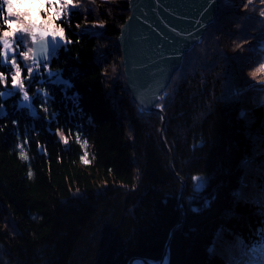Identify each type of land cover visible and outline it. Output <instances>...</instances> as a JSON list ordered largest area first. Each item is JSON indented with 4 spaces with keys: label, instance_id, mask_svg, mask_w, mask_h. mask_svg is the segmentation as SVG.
<instances>
[{
    "label": "trees",
    "instance_id": "trees-1",
    "mask_svg": "<svg viewBox=\"0 0 264 264\" xmlns=\"http://www.w3.org/2000/svg\"><path fill=\"white\" fill-rule=\"evenodd\" d=\"M73 4L57 21L71 42L46 64L22 63L20 33L18 68L0 55V264H127L167 244L168 264H264V0H222L184 57L161 99L170 154L160 113L127 87L129 0Z\"/></svg>",
    "mask_w": 264,
    "mask_h": 264
},
{
    "label": "water",
    "instance_id": "water-1",
    "mask_svg": "<svg viewBox=\"0 0 264 264\" xmlns=\"http://www.w3.org/2000/svg\"><path fill=\"white\" fill-rule=\"evenodd\" d=\"M221 1L129 0L130 15L118 36L127 87L139 108L162 114V127L165 113L157 103L180 69L185 54L203 39L209 24L217 21ZM60 46L58 38H39L34 42V57L45 63L50 52ZM166 148L170 154L167 144ZM167 251L168 244L160 260L134 256L128 264H167Z\"/></svg>",
    "mask_w": 264,
    "mask_h": 264
},
{
    "label": "snow or ice",
    "instance_id": "snow-or-ice-1",
    "mask_svg": "<svg viewBox=\"0 0 264 264\" xmlns=\"http://www.w3.org/2000/svg\"><path fill=\"white\" fill-rule=\"evenodd\" d=\"M73 7V0H14L13 4L9 6V12L14 13L18 19L9 20L5 18L4 27L0 30V40L4 44L0 55H6L7 51L11 50L10 40L15 37L17 32H30L33 39L39 35L41 38L50 36L54 40L59 38L62 41H66L65 29L61 25H58L57 21L62 19L65 9ZM70 42L66 41V43ZM22 56L27 57L28 53H22ZM11 63L18 68L15 59ZM257 71H264V65ZM7 79L6 74L0 73V85L6 84ZM11 82L13 87L22 85V74H14ZM161 99L163 98L161 97ZM57 135H60L59 130H57ZM63 142L65 144L69 142L67 135L63 136ZM86 147L87 142L85 141L82 144V148L85 151L81 159L85 165H88L90 161Z\"/></svg>",
    "mask_w": 264,
    "mask_h": 264
},
{
    "label": "rangeland",
    "instance_id": "rangeland-1",
    "mask_svg": "<svg viewBox=\"0 0 264 264\" xmlns=\"http://www.w3.org/2000/svg\"><path fill=\"white\" fill-rule=\"evenodd\" d=\"M11 4H13V3H11ZM11 4H9L8 5V7H7V9H8V11H7V13H8V15L10 14V16L12 15V17H8V16H6L7 14H4V18H3V20H5V18H7V19H9V20H13V19H18V17H13V14L14 13H11V12H9V6L11 5ZM238 14V13H237ZM233 10H231L230 12H228V15L227 16H229V17H235L236 15H237ZM233 21L235 20V21H237V18H231ZM21 34V37L22 38H24L26 41H27V45L23 48L25 51H21L22 53H28V56L26 57L27 59L26 60H23L22 58H23V56H20V53L18 54L19 55V57H20V59H21V61H22V63H24V62H26V64L28 65V63H29V61H30V63L32 64V65H36L35 67H39V65H42V64H46L47 63V61L49 60V58H51V56H52V54L53 53H55V52H50V57L48 58V60L45 62V63H40L35 57H34V42L36 41V40H38L39 38H41V36H39V35H37L36 36V38L35 39H33V37H32V35H31V33L30 32H17L16 34ZM59 39V38H58ZM60 40V39H59ZM1 43H2V48H4V44H3V41L1 40ZM10 44H11V50H9V51H7V54L6 55H3L2 56V60H4V62L5 63H8V65L10 66V67H14L15 69H16V66L15 65H13L12 63H11V61L13 60V59H15V46H20V44L19 43H17L16 41H14V37L10 40ZM105 45H107V42L105 41ZM62 46V45H61ZM61 46H60V48H61ZM22 57V58H21ZM122 62H123V59H122ZM18 64V63H17ZM108 66L109 67H111V64L109 65L108 64ZM178 72V71H177ZM250 73H251V71H249L248 72V74L250 75ZM175 76V75H174ZM172 82V81H171ZM171 84V83H170ZM169 84V85H170ZM169 87V86H168ZM168 87H167V89H168ZM15 90H19L20 91V93L22 94V97H23V102H21V103H24L26 106H29L30 108L32 107V103H31V98H30V96L27 94V92L25 91V89L23 88V86L22 85H20V86H17V87H13ZM167 89H166V91H165V93L163 94V95H161V97L163 98V97H165L166 96V93H167ZM133 99V98H132ZM134 100V99H133ZM135 101V100H134ZM157 106H160L162 109H163V106H162V103H161V98H160V101L157 103ZM139 107V106H138ZM141 109V108H140ZM142 110H144V109H142ZM146 111V110H145ZM163 111H164V109H163ZM148 112H151V111H148ZM158 112V111H157ZM158 113H160V112H158ZM164 113H165V111H164ZM160 115H161V118L163 119V117H162V114L160 113ZM165 120H166V114H165ZM165 122V121H164ZM162 124H163V121H162ZM125 125H126V132H127V134H128V136L130 137V135H129V124L128 123H125ZM163 127H164V125H163ZM163 127L161 126V128H160V132H161V129H163ZM163 132V131H162ZM183 181V180H182ZM182 183V182H181ZM183 183H184V185L182 184V186L184 187L185 186V182L183 181ZM196 187H199V185L198 186H196ZM180 196L181 195H179V201H180V203H181V199H180ZM183 215V214H182ZM182 218H184V217H182ZM222 247V246H221ZM166 248V247H165ZM233 248V247H232ZM223 249V256H225V258L226 257H228L229 255H230V253H231V251H230V248L229 247H224V248H222ZM164 252H165V250H164ZM166 255H167V252H166ZM138 257H140V256H138ZM132 258V257H131ZM147 258V257H146ZM150 259V258H149ZM130 260V259H129ZM128 260V261H129ZM153 260H155V259H153ZM160 260V259H159ZM155 261H158V260H155ZM127 264H128V262H127ZM142 264H146V263H142ZM168 264V263H167Z\"/></svg>",
    "mask_w": 264,
    "mask_h": 264
},
{
    "label": "bare ground",
    "instance_id": "bare-ground-1",
    "mask_svg": "<svg viewBox=\"0 0 264 264\" xmlns=\"http://www.w3.org/2000/svg\"><path fill=\"white\" fill-rule=\"evenodd\" d=\"M221 4H222V1H221ZM220 7H221V5H220ZM220 7H219V9H218V18H219ZM217 20H218V19H217ZM213 23H215V22H213ZM213 23H210L209 26H208V28H209L210 25H212ZM208 28H207V30H208ZM206 33H207V31H206ZM206 33H205V35H206ZM205 35H204V37H205ZM204 37H203V38H204ZM201 40H202V39H201ZM201 40H200L199 42H201ZM199 42H198V43H199ZM60 43H61V45H62V41H61V40H60ZM118 43H119V42H118ZM198 43H196V45H197ZM119 45H120V44H119ZM196 45H195V46H196ZM195 46H193V47H195ZM120 47H121V46H120ZM193 47H192V48H193ZM192 48H191V49H192ZM58 49H59V48H58ZM58 49H57V50H58ZM191 49H190V50H191ZM190 50H189V51H190ZM189 51H188V52H189ZM121 52H122V50H121ZM188 52H187V53H188ZM187 53H186V54H187ZM186 54H185V56H186ZM185 56H184V57H185ZM49 59H50V58H49ZM183 60H184V58H183ZM182 63H183V62H182ZM123 66H124V64H123ZM181 66H182V65H181ZM180 68H181V67H180ZM124 73H125V68H124ZM176 73H177V72H176ZM176 73H175V74H176ZM58 77H59V78H58ZM58 77H56V81H57L58 83H62V82L64 81V79H63L62 77H60V76H58ZM57 78H58V79H57ZM125 79H126V75H125ZM172 80H173V78H172ZM126 83H127V80H126ZM127 86H128V85H127ZM128 90H129V89H128ZM130 93H131V92H130ZM250 99H251V97H250ZM250 101H251V103L253 102L252 99H251ZM162 121H163V119H162ZM165 260L168 261V259H167V255H166V259H165ZM166 261H165V262H166ZM134 264H137V262H135Z\"/></svg>",
    "mask_w": 264,
    "mask_h": 264
},
{
    "label": "clouds",
    "instance_id": "clouds-1",
    "mask_svg": "<svg viewBox=\"0 0 264 264\" xmlns=\"http://www.w3.org/2000/svg\"><path fill=\"white\" fill-rule=\"evenodd\" d=\"M60 138H61V140H63V136H61ZM20 158H21L22 160H24V159H27V156H26V154H23V153H22ZM28 175H29V178H31L33 174H32L31 171H29Z\"/></svg>",
    "mask_w": 264,
    "mask_h": 264
}]
</instances>
